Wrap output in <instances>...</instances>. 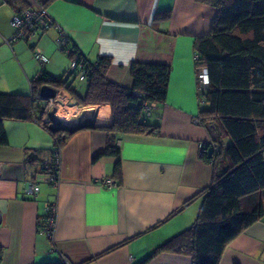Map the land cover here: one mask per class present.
Returning <instances> with one entry per match:
<instances>
[{
	"label": "crops",
	"instance_id": "crops-1",
	"mask_svg": "<svg viewBox=\"0 0 264 264\" xmlns=\"http://www.w3.org/2000/svg\"><path fill=\"white\" fill-rule=\"evenodd\" d=\"M7 1L0 0V93L30 94L40 70L33 51L39 49L48 59L45 73L64 85L52 92L58 125L85 128L59 149V181L53 186L39 174L40 164L52 156L48 130L35 120L4 121L0 264H192L188 256L157 250L197 220L214 172L202 149L213 142L230 145L221 130H210L199 116L194 41L209 35L217 10L196 0H44L70 48L89 63L110 58L108 81L131 88L133 63L170 67L166 101L143 117L158 131L116 136L119 182L113 177L117 159L95 158L107 144L110 106L78 105L87 85L69 74L70 58L56 45L54 28L7 43L13 35L10 19L20 8ZM107 180L117 185L107 188ZM31 183L39 187L35 196L26 192ZM50 206L55 222L48 236L44 225ZM219 264H264V218L226 246Z\"/></svg>",
	"mask_w": 264,
	"mask_h": 264
},
{
	"label": "trees",
	"instance_id": "trees-1",
	"mask_svg": "<svg viewBox=\"0 0 264 264\" xmlns=\"http://www.w3.org/2000/svg\"><path fill=\"white\" fill-rule=\"evenodd\" d=\"M196 1L217 10L209 35L194 41L195 67L205 68L208 78L201 95L208 104L200 108L199 116L202 123L221 130L230 145L221 146L218 155L203 157L213 165L214 172L210 185L201 195L195 224L166 241L157 252L188 256L192 264H219L226 246L264 218V0ZM7 4L20 6L18 12L26 7L23 0H10ZM70 52L71 57L79 54L75 47ZM110 63L108 57L94 63L85 59L87 89L85 96L77 101L80 106H110L113 123L106 130L107 144L95 158H116L113 177L120 182L116 136L158 131V127L143 122V103L159 105L166 101L170 67L133 63L132 87L122 88L106 78ZM46 76V73L37 75L31 81L29 95L0 93V146L7 145L5 120H35L48 130L54 146L60 148L69 137L85 128L51 127L43 123L46 103L35 99V95L46 88L64 87L62 81L53 78L46 82ZM37 111L41 117L36 116Z\"/></svg>",
	"mask_w": 264,
	"mask_h": 264
},
{
	"label": "built area",
	"instance_id": "built-area-1",
	"mask_svg": "<svg viewBox=\"0 0 264 264\" xmlns=\"http://www.w3.org/2000/svg\"><path fill=\"white\" fill-rule=\"evenodd\" d=\"M26 7L20 12L14 13L10 19V26L13 30L12 38L7 41L10 45L13 41L18 39L30 40L34 35L38 33H44L48 30L54 28L57 33V38L55 40L56 45L65 52L70 58V75H75L80 81L86 80V71H85V59L83 55L75 54L71 57L70 52V40L68 36L63 32L60 26L54 23L51 18L48 8L45 6L44 0H24ZM34 58L40 67L38 76L45 74V66L48 63V59L45 55L39 50L34 49L33 51ZM197 56L194 55V62H196ZM198 76V105L199 107L207 106V102L201 97L202 93L206 90L208 85L207 72L205 68L199 69ZM52 80L48 75L46 76V82L50 83ZM54 88L50 87L47 93L38 91L35 95V99L43 100L46 103L44 109L43 123L46 125H58L61 123L60 117L58 114V102L57 97L52 95ZM137 97H140V94H135ZM155 103H143L142 111L144 113H150L155 110ZM211 148L212 154L217 155L219 153L220 146L217 143H210L207 147L202 149V156L206 155L207 149ZM59 149L60 147H55L53 145L51 159L42 162L39 166L40 180L46 183H49L53 186H56L59 181V169H60V159H59ZM1 164H0V176H1ZM104 185L107 188H113L117 183L113 180H107L104 182ZM26 192L30 195L35 196L39 192V187L35 183H31ZM47 226L44 229L48 236H51L52 228L54 227V209L50 206L47 209Z\"/></svg>",
	"mask_w": 264,
	"mask_h": 264
},
{
	"label": "water",
	"instance_id": "water-1",
	"mask_svg": "<svg viewBox=\"0 0 264 264\" xmlns=\"http://www.w3.org/2000/svg\"><path fill=\"white\" fill-rule=\"evenodd\" d=\"M48 91H49V89L46 88V90H44L43 92H44V93H47ZM75 105H76V101H75ZM208 128H209L210 130H213V127H212V126H209ZM212 138H213V139L216 138L215 133L213 134ZM206 154H207V158H211V157H212V150H211V148H208V149H207Z\"/></svg>",
	"mask_w": 264,
	"mask_h": 264
},
{
	"label": "rangeland",
	"instance_id": "rangeland-1",
	"mask_svg": "<svg viewBox=\"0 0 264 264\" xmlns=\"http://www.w3.org/2000/svg\"><path fill=\"white\" fill-rule=\"evenodd\" d=\"M73 81H75L76 86L78 85V81L76 80V78H73ZM88 116V115H87ZM66 123H69L68 121H66Z\"/></svg>",
	"mask_w": 264,
	"mask_h": 264
},
{
	"label": "bare ground",
	"instance_id": "bare-ground-1",
	"mask_svg": "<svg viewBox=\"0 0 264 264\" xmlns=\"http://www.w3.org/2000/svg\"><path fill=\"white\" fill-rule=\"evenodd\" d=\"M58 114H59V112H58ZM60 117V116H59Z\"/></svg>",
	"mask_w": 264,
	"mask_h": 264
}]
</instances>
